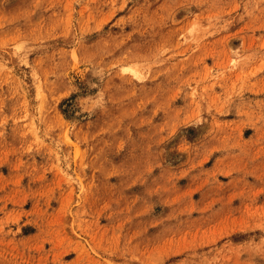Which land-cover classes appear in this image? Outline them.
Wrapping results in <instances>:
<instances>
[{
  "label": "rangeland",
  "instance_id": "rangeland-1",
  "mask_svg": "<svg viewBox=\"0 0 264 264\" xmlns=\"http://www.w3.org/2000/svg\"><path fill=\"white\" fill-rule=\"evenodd\" d=\"M0 264H264V0H0Z\"/></svg>",
  "mask_w": 264,
  "mask_h": 264
}]
</instances>
